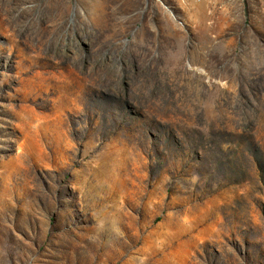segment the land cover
<instances>
[{"label": "rangeland", "instance_id": "obj_1", "mask_svg": "<svg viewBox=\"0 0 264 264\" xmlns=\"http://www.w3.org/2000/svg\"><path fill=\"white\" fill-rule=\"evenodd\" d=\"M0 264H264V0H0Z\"/></svg>", "mask_w": 264, "mask_h": 264}]
</instances>
